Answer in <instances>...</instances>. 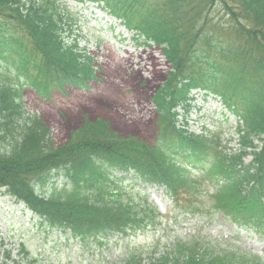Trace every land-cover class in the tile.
Masks as SVG:
<instances>
[{"label":"trees","instance_id":"16d2710c","mask_svg":"<svg viewBox=\"0 0 264 264\" xmlns=\"http://www.w3.org/2000/svg\"><path fill=\"white\" fill-rule=\"evenodd\" d=\"M76 1L102 5L141 43L161 46L171 70L153 98L159 114L156 140L122 138L106 121L86 120L65 143L55 142L40 116L25 113L22 91L32 88L47 97L49 91L80 85L94 77L93 57L81 59L73 50L77 45L65 43L63 29L70 19L57 7H65L63 2L0 0L3 193L48 229L101 244L112 235L125 237L160 223L154 208L137 210L147 204L141 192L122 194L129 183L112 171L131 173L136 182L164 185L174 206L187 215L228 217L264 236V0H222L228 11L237 2L247 23H239L231 11L236 37L205 32L202 41L206 22L198 24L207 0ZM191 88L221 95L242 122L238 151L221 145L218 134L189 132L182 128L185 120L177 124V108L187 112ZM141 255L131 253L125 264H264L229 243L214 246L194 237L168 252H151L145 263Z\"/></svg>","mask_w":264,"mask_h":264},{"label":"rangeland","instance_id":"374dc122","mask_svg":"<svg viewBox=\"0 0 264 264\" xmlns=\"http://www.w3.org/2000/svg\"><path fill=\"white\" fill-rule=\"evenodd\" d=\"M221 1L207 0L203 6L198 26L206 24L199 41L203 40L205 32L221 31L225 36L235 38L236 22L231 11L238 16L239 23H247L237 2H231L228 11L221 6ZM60 2L66 7L57 5L63 18L70 19L62 28L64 41L77 45L73 50L82 55L81 59L93 57L94 78L85 88L68 87L66 93L54 90L48 97H40L32 88H25L22 93L25 113L40 116L59 144L65 143L70 133L86 120L106 121L110 130L122 138L154 141L159 114L153 98L171 70L161 48L155 44H142L134 33L95 4L81 5L74 0ZM187 9H191V4ZM147 53L156 57L158 63L148 65L149 69L142 71L144 77L136 78V70L145 65L141 57H146ZM128 56L131 62H127ZM130 65L134 68H129ZM51 79H55L52 71ZM52 85L55 83L48 89ZM191 96L192 105L187 113L184 114L181 107L177 108L178 122H187L182 128L195 134H218L221 145H226L231 153L238 151L236 129L239 123L220 97L215 98L212 94L203 97L197 90H193ZM250 159L248 156L246 163ZM112 174L122 176L123 181L129 183L121 189L124 196L129 189L145 196L147 204L144 201L137 210L155 207L156 214L162 217L159 224L132 232L129 237L112 235L101 244L100 241L84 242L71 238L69 233L48 229L22 203L15 202L0 189V264H125L127 257L138 251L142 252L145 263L151 252H168L178 241L186 243L192 237L209 241L214 246L223 247L229 243L260 257L264 263V236L256 235L251 229H237L228 217L208 219L186 215L174 206L164 185L152 187L141 182L139 187H134L140 182L131 178V173L112 171ZM55 181L56 184L63 182L62 176ZM7 254L10 259L6 258Z\"/></svg>","mask_w":264,"mask_h":264},{"label":"bare ground","instance_id":"6f19581e","mask_svg":"<svg viewBox=\"0 0 264 264\" xmlns=\"http://www.w3.org/2000/svg\"><path fill=\"white\" fill-rule=\"evenodd\" d=\"M75 2H77L76 0H74ZM78 4H81V5H84L85 3H80V2H77ZM86 3H92V2H86ZM92 4H95V3H92ZM127 62H131L130 61V58L129 56L126 58ZM141 60L144 61L145 65L142 66L141 68H138L136 70L137 74H136V78L138 77H144V74H142V71H146L149 69L148 65H155L158 63V59L154 56H152V54H148L147 53V56L146 57H141ZM129 68H134L132 65L129 66Z\"/></svg>","mask_w":264,"mask_h":264}]
</instances>
